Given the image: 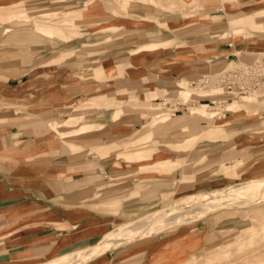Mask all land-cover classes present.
<instances>
[{
  "label": "rangeland",
  "instance_id": "374dc122",
  "mask_svg": "<svg viewBox=\"0 0 264 264\" xmlns=\"http://www.w3.org/2000/svg\"><path fill=\"white\" fill-rule=\"evenodd\" d=\"M167 1L168 0H146L144 2V4H152L162 10H168V12H170V15L167 17H170L171 19H180L179 21L170 23L172 27L176 24L178 26V29H174L176 31L173 34L167 35L172 39L160 44L163 48H172V52L177 53L175 51L177 49L176 47L182 45V48L179 49V57L182 59L193 53L192 49L183 46L192 45L193 43L197 42L193 38L200 34L201 31L206 30L205 28H203L202 26L200 27V25L197 24L199 22L198 20H207L200 17V9L201 7H209L213 5L217 10L226 13L225 16H219V18L225 20V17L228 15L229 27L224 28V31L221 32L224 34L222 35L224 37L220 38L219 43L209 45V47L219 49V46L223 45L226 42L227 36L231 34V29H234V33L238 34V32H240L248 36V45L252 47V53H255L252 55V57L257 54L261 56L262 60L264 61V25L257 21V16L264 15V9L260 8V10L251 11V9L254 8L250 9L246 8L249 6H244L241 8L242 10L236 11L237 8H240V2H242V0H230V2H233L232 5L235 7V9H233L234 7L230 9V2L222 4L221 0H202L200 1L203 2L201 5L199 4L195 6L187 3L184 4L183 2L178 4H169V1L168 3ZM102 2L105 9L107 10V12H105L103 16L92 17V19H87L88 17L86 19H73V21H68L67 19H64V17H58L54 20L41 18L40 16H38L37 18L35 17L39 12L42 11L70 10L72 7L61 6L65 4L64 2H57L51 7L46 8V10L41 9L37 11H28V13L21 14L19 16L14 15L13 17L7 15L11 18H7V16L4 15L5 13L1 12V10H3V7H0V68L2 69L6 61L8 62L10 58H13V60L10 61L13 63H20V61H24V66L25 64L28 65L32 63L33 59L36 58L38 61H46L49 59L47 63H51L52 59L55 58L53 61H60L59 64L62 67L69 65V60L74 61L75 56L78 57L77 60H79L80 63L89 60H95L101 56L100 52H93V54L90 53L91 57L87 60V56L83 55V50H80L77 53L71 52L66 54L60 52L61 48H58L59 50L55 52L54 50L57 49H55V46L60 45L61 41L64 40L58 37L51 38L49 36L52 35L48 34L42 29H37L36 31L35 26L37 25H42L43 27H52V29H56L59 34L66 36L68 40L74 38L75 40H79L80 36L85 35L86 33H90L92 32V30H95L99 27H107L110 26V24H113V19L116 15V19H114L115 22H119V20L121 21L128 17H130L131 20L137 19L135 22H131L130 20L121 22L127 25L142 23V18H149L147 16L142 17L131 13L128 9V5L131 2L130 0H102ZM197 2L198 0L194 1V3ZM257 2V4L260 3V5H264V1ZM245 3L249 5L246 0ZM100 5L101 2L99 0H91L90 4L86 7V10H83V12L89 14V17H91L92 15L100 11ZM225 7H228L229 9H226ZM18 8L16 7V9ZM227 12L231 13L228 14ZM219 18L215 19L217 20ZM194 22L196 23L195 25H190ZM74 23L76 24L74 25L75 27H71V29H68V25ZM185 26H187V33L184 32L182 34L181 32L185 31ZM107 29L108 28H102L99 30ZM109 30L114 32L113 34L115 36L122 34L124 35V33L126 32L128 33V31H126L125 28L121 26L110 27ZM9 34H12V36ZM10 36L12 38H10ZM186 37H188L189 40L186 41L184 39ZM42 46L51 47V50L53 52L46 55L44 53L38 54L40 47ZM135 48L136 47L132 48V51L136 50ZM202 49L203 48H200L197 45L193 50L195 51ZM218 53L219 52H216V54ZM37 54L38 56L33 58L34 55ZM67 57L69 58L67 59ZM190 60H192L193 67L190 69V71H184V73H181L174 77L173 85L175 86L172 91L163 90L161 92H157L156 90L152 89L144 95H141V91H144V89L142 88V86H140V83L135 84L131 81L127 82L123 78H107L111 76H118V68H116V65L112 63L111 60L106 62L100 61L95 65L100 64L101 66H104L105 73H103L104 76L97 77V79L101 86L112 84L108 89L110 90V93L101 95L99 93L107 91L101 90L102 88L98 87L93 88V90L87 92V97L86 95H84V91L79 86V83H73V85H70L67 88H73V91H76L77 94L72 97V99L68 98L67 100L62 101L61 107L58 108L62 109V112L57 118L52 116L51 118H46L45 120L42 119V116H40V114H38L37 112L42 108L31 109L29 107L31 105L37 104V101L23 99L14 101L7 100V98H5L7 95V91L4 88V84H0V110H3L5 108H15L16 112H22L24 115L22 118V123H24L26 127H31L30 135H40V133L46 131L50 132L49 136L56 138V135L57 137L59 135V137H61L60 132L58 131L59 129L66 130L76 128V126L80 125L81 121H84L86 119L84 115V117L80 119L79 122H75L73 120H65V117L69 116L70 114L76 113L77 110V112H86V110L94 108H106L110 110L119 107L121 109L119 113L114 112L112 114V118L109 114L108 121L117 118L122 113H128L129 115L133 116H137V114L138 116L141 115L142 119L139 120L138 118V120H136L140 122V125L131 126L133 130L130 134H127L125 136L113 135L112 137H110V139L112 140L116 139V141L125 143L135 135L143 131L147 132L151 130V135L149 139H147V141L140 143L129 142L124 144L125 147L123 149L128 152H125L124 154H116L118 157H120L118 158V162H116V165L119 167H132L137 165V168L139 169L138 171L136 170L137 173L135 174L137 177V182L141 177L145 176L159 177L156 179L152 178L151 181H143V185L141 186L140 184H136L140 188H145L148 182V187H151V185H153V187L156 186V188L163 186L167 187V192L163 193L162 196L158 198V204L134 211L133 216H129L128 218H126L127 216H125L121 212V201L115 200V202L113 203L106 202L92 205L88 204L85 200L81 205L84 207V209H82L83 211H81L80 215L92 216L93 214H99L102 216V219L107 221L105 223H101L103 229L100 231V236L95 239V242L79 247L78 249L69 251L67 253H63L60 256L49 260H39L38 263H36L37 261L35 260H27L24 263H16L14 260H12L8 261L6 264L52 263L56 260L64 258V256L76 254L78 253V251L87 246L97 244L98 240L102 236H104L107 231L109 232L115 229V227L126 225L127 223L133 222V220L140 218L143 215H149L151 214V212H157L162 208H173V206L175 208L173 210H176V212L174 211V214L172 215L168 210L169 213L163 216V218L170 217L171 215L172 216L168 220H165L164 223L163 221H161V219H157L156 221L152 220V222L147 223L148 226H151L152 224L154 225L150 231V234L137 235L134 236V238L128 240L127 238L129 237H127V234L131 233L132 235H134V233L136 232L129 233V231H131L130 229L123 231L119 230V232L117 231L116 234L121 233V235L123 236L122 238H117V235L115 234L116 237L114 236L115 239L113 238V242L117 241V243L108 244L100 253L92 256L90 259L82 258L80 261L78 260L75 263L71 264H83L88 260L98 257V255L100 254H105L107 251H112L115 249L117 250V247L127 248L139 244L141 245V247H144L146 249L150 244H152V242L156 241H163L167 244H164V250L162 249L160 253L151 255L153 256V258L149 260L148 264H192L189 263V257L192 254H200L201 252H204L202 247H204L203 243L207 242V240L210 242L208 243V246H213L217 243L232 241L236 237L237 233H239L243 229V227L245 228L249 224L257 223L256 218L260 217L263 213L256 215V212L258 213L257 210H259L260 207L264 205V197L262 200L256 202V206L260 205L259 208H253L251 206L239 207L236 204H231L232 206L228 204V206L225 200L226 198L224 197L221 200V202L224 204L222 208L213 209L210 210V212L206 213H201L200 211L205 212L207 210V203L208 207L210 206V204L215 205L218 202L217 199L225 193H223L222 190L224 188H226L225 190H228L230 186L237 183L242 184L248 182L249 180H254L255 182L252 183L257 185L256 187L252 186L255 187L254 190H256V193L254 194L255 197H259L261 194H264V162H259L252 165V162L254 160L264 157V88H259L257 89V91H254V93L246 94L237 99L222 102L221 104L224 105L221 106L222 108L218 107L220 104V102L218 101L216 104L209 105L207 104L209 103V99L217 100L221 97L218 96L220 93L217 91V89L206 88L202 91H197L192 87L190 81L199 78L203 73H214L219 71L223 66L227 64V62H221L220 64L214 63L211 66L205 67L204 70L199 73L200 69L194 67V63H202L203 60H208V58L204 57L203 60H200L198 59V57H196V54H192ZM209 63H213V61H209ZM232 63L235 62L233 61ZM131 67L134 68V66L132 65ZM130 74L132 73L130 72L129 75ZM76 77L79 78L81 76ZM65 78L70 79L73 77L66 76ZM81 79L89 80L92 78L81 77ZM185 89L189 91L190 94L185 97L186 99L184 98L183 100V98L180 97V94L178 95V91ZM117 91L124 94L118 95L117 93L119 92ZM197 99L201 100L199 101ZM167 100L169 101V103L165 105V103L163 102H166ZM235 100L238 101L237 104L239 105V111H233L228 106L230 102ZM177 102L183 104L182 106H180L182 108V111L174 113L172 108L176 107V105L178 104ZM242 102H244V104ZM82 103L87 104V106H85L86 108H79V105H81ZM77 106H79L78 109L72 112V110ZM200 106H205V108L201 107V109L204 108L202 109V111L204 110L203 112L191 113L192 107L195 108ZM224 107H227L228 109ZM219 108L222 110H220ZM163 113H165V117L168 116L167 122H161L160 120L162 116H159L158 119L155 120L158 121V123L153 126L152 121L155 115ZM203 113L205 114L201 116V114ZM53 120H64V122H60L61 125L56 130L55 128H52L51 125H47L48 122H54ZM212 124H216L219 126H221L222 124H226L225 126L228 129L222 131L221 133L213 132L214 127ZM41 126L43 128L42 131L40 130ZM186 136L189 137V140L186 139ZM69 138L71 137L68 136L62 139L67 144L66 141ZM51 146L54 147L56 145ZM70 147L72 150H77V148H80H75L72 145H70ZM207 147L209 148V151H211V155L209 156L210 160L206 155V150H208ZM136 148H141L142 154L145 157H147V155L150 153H152L153 155L151 154L150 157H147V159L145 160L130 158V156L134 154L132 153V151ZM169 150H174L176 151V153H169ZM165 151L168 152L166 153ZM171 157H174L175 161H173ZM29 159H31L30 156H22L19 160L27 161ZM34 161L41 162V159H34ZM162 161H166V163H162ZM13 167H20V169L16 170L19 172H26L24 169L27 167V165ZM34 167L35 168L33 169H36L34 171L39 172L42 168V164ZM206 167H214L218 170H214V168L208 170ZM10 168H12L10 167V165H4V167L0 166L1 171L5 174H9L11 172ZM179 170H182V178L178 176ZM184 170L190 171L194 175L185 177L183 176ZM211 172L216 173L212 175V178L216 176L218 177L219 173H221L222 175L225 174L227 181H224L223 184L208 188L203 186H195L193 190H187L185 192L182 191L178 186L181 181L187 179L191 180L199 175L201 177H208L209 173ZM198 173L200 174L197 175ZM8 176L9 175H7L6 177L9 179L10 177ZM23 179H21V181H23ZM260 179H262V182H260V184L258 185L257 181ZM249 183L250 182H248V184ZM200 189L205 190L201 191ZM228 191V193L232 194L233 196L234 193H237L236 191ZM205 192L209 193L205 194ZM217 193L222 194L218 195ZM90 196L91 194H89V197ZM92 196L96 197L97 192ZM188 196H190V199L192 197V200L187 199L184 201L185 198L183 197ZM239 201L241 202V198H239L237 202ZM178 210L180 211V213H178ZM181 211L183 212L181 213ZM190 214L196 215H194L192 219H189L188 215ZM85 220L87 221V218ZM258 220L260 221V219ZM90 221L91 220H89V222ZM256 228L257 229L255 230L254 234H251V237L249 236L247 239H244L243 243L238 246L232 245V248H230V254L228 256L221 255L220 257L214 259L211 262H207L206 264H247L248 262H251L250 264H263L262 262L253 263L255 262V260L260 261V254L262 257H264V225H258ZM9 238V240H11V238L13 237L11 236ZM12 240L14 243L15 240ZM164 252L166 253L168 262L161 261V259L159 258Z\"/></svg>",
  "mask_w": 264,
  "mask_h": 264
},
{
  "label": "crops",
  "instance_id": "0c3cea01",
  "mask_svg": "<svg viewBox=\"0 0 264 264\" xmlns=\"http://www.w3.org/2000/svg\"><path fill=\"white\" fill-rule=\"evenodd\" d=\"M85 1L24 0L22 2L0 4V7H3L1 12L5 13L4 15L10 16L19 15V13L25 11L46 9L57 2L65 3L61 6L72 7L68 11L79 10L84 6ZM99 1L101 2L100 11L87 19L101 17L107 12L102 0ZM246 1L249 5L245 3V0H242L244 3L240 2V8H237L236 11L242 10L241 8L244 6H249L246 8L250 9L254 8L251 11L260 10V8L264 9V5L257 4V1L264 0ZM232 3L231 1L230 9L234 7ZM16 7L19 8L16 9ZM225 8L229 9L228 7ZM128 9L131 13L149 18H142V23L127 25L115 22L116 15L113 19L114 23L107 26V30H99L101 29L99 27L97 28L98 30L95 29L80 36L79 40H75V38L68 40L66 36L59 34L56 29H52V36L49 37H58L64 40L61 41L60 45L55 46V49L57 48L54 50L55 52L59 50L58 48H61L60 52L66 54L83 50V55L87 56V60L91 57L90 53L100 52L101 56L95 60H89L83 62L85 63L83 64L75 56L74 61L69 60V65L61 67L60 61H53L55 58L52 59L51 63H47L49 59L38 61L36 58L33 59L32 63L25 64V66L24 61L13 63L10 62L13 58H10L2 69L0 68V80H2L0 84H4V88L7 91L5 98L11 101L22 99L37 101V104L29 107L31 109L42 108L37 112L45 120L52 116L57 118L62 112V109H58L61 107L62 101L68 98L72 99L77 94L76 91H73V88H67L73 83H79L86 96L87 92L98 87L107 91L99 94L106 95L110 93L108 89L112 84L101 86L97 77L95 79L93 77V80L77 77L65 78L66 76L71 77V72L75 68L87 69L100 61L106 62L109 60H112L115 64L131 62L134 66V69L131 70L132 74L122 76L118 74V76L107 78H123L127 82L140 83V86L144 89V91H141V95H144L152 89L157 92L163 90L172 91L175 86L173 85L174 77L184 73V71H190L193 67L192 60H190L192 54H196V57L200 60H203L204 57L208 58V60H203L202 63H194V67L200 69L199 73L205 67L214 63L249 61L254 57L252 55L255 53H252V47L248 45V36L240 32L236 34L233 31L234 29H231V34L227 36L226 42L219 46V49L209 47V45L219 43L220 38L224 37L221 32L224 31V28L229 27L228 15L225 20L219 18V16H225L226 13L217 10L213 5L201 7L200 17L207 20H198L197 24L206 30L201 31L200 34L193 38L197 41L193 43L194 45L183 44V47L190 48L193 52L184 59L179 57V47L181 45L176 47L175 51L177 53H173L172 48H163L161 45L155 49L147 48L138 53H133L132 48L139 45L153 41L165 43V41L172 39L167 35L173 34L176 31L174 29H178V26L175 24L172 27L170 23L180 19H171L167 17L170 15L168 10H162L152 4H144L138 0H132L128 5ZM215 18L219 19L216 20ZM257 21L264 25V15L257 16ZM195 24L194 22L190 25ZM116 26L124 27L128 33L115 36L114 32L109 29ZM187 26L184 27L185 31L181 32L182 34L184 32L187 33ZM35 27L37 31L38 28L37 26ZM9 35L12 36V34ZM11 36L10 38H12ZM184 39L186 41L189 40L188 37ZM197 45L203 49L194 51L193 49ZM51 52H53L51 47L42 46L38 54L44 53L46 55ZM216 52L219 53L216 54ZM38 54L34 55L33 58L38 56ZM209 61H213V63H209ZM118 72L119 69L117 70ZM117 94L121 95L124 93L119 92ZM120 110L119 107L110 110L106 108L86 110V119L81 121V123L102 125L95 127L93 130L81 132L82 134L69 135L71 138L66 141L67 144L62 138L68 136L59 137L58 135L57 137L56 135L55 138L49 136L50 132L46 131L40 133V135H30L31 127H26L22 123L24 116L22 112H16L15 108L0 110V166L10 165L12 167L9 174L3 173L0 169V263L6 264L12 260L16 263L35 260L38 263L39 260H49L95 242V239L100 236V231L103 229L101 223L107 221L102 219L99 214H93L92 216L80 215L81 211H83L82 209H84L81 205L85 200L92 205L106 202L113 203L115 200L121 201V212L127 216L126 218L132 217L134 211L158 204V198L167 192L166 186L156 188V186L153 187L151 185V187H148V182L145 188H140L136 184L141 186L143 181H151L152 178L156 179L159 177L145 176L141 177L137 182L135 175L139 170L137 165L132 167H119L116 165L118 158H120L116 155V152L120 154L128 152L123 149L125 147L124 144L145 142L151 135V130L143 131L125 143L121 141L113 142L116 139L112 140L110 137L130 134L133 130L131 126L140 125V122L136 120L138 118L139 120L142 119V116H138V114L133 116L128 113H122L117 118L108 121L109 114L112 118V114L114 112L119 113ZM47 125H49V122ZM40 130H43L42 126ZM49 138L53 140L49 141ZM35 142L41 144L38 149L32 150L31 146ZM112 142L113 144H109ZM51 145L56 146L52 147ZM70 145L80 148L72 150ZM207 149L206 155L210 160L211 151H209L208 147ZM51 150H53L52 153ZM137 151L142 150L141 148H136L132 153ZM169 153L175 154L176 151L169 150ZM22 156H30L31 159L27 161L19 160ZM171 158L175 161L174 157ZM34 159H41V162L34 161ZM259 162H264V157L254 160L252 165ZM162 163H166V161H162ZM41 164V170L35 172L34 166ZM20 165H27L24 169L26 172H19L16 169H20V167H13ZM206 168L209 170L214 167ZM187 170H184L183 176L194 175ZM214 170L218 169L214 168ZM181 171H178V176L182 178ZM214 174L216 173L211 172L208 177L199 175L196 178L194 177V179L181 181L178 186L185 192L193 190L195 186L208 188L227 181L225 174L219 173L218 177L212 178ZM7 175L11 179H8ZM96 192L97 196H92ZM89 194H91L90 197ZM86 218L87 221L85 220ZM89 220L91 221L89 222ZM11 236L13 237L11 239L15 240L14 243H9V237ZM208 243H210L208 240L203 243V250L208 247ZM164 244L167 243L163 241L152 242L146 249L139 244L127 248L117 247V250L107 251L105 254H100L98 257L83 264H148L149 260L153 258L151 255L160 253L162 249L164 250Z\"/></svg>",
  "mask_w": 264,
  "mask_h": 264
},
{
  "label": "bare ground",
  "instance_id": "6f19581e",
  "mask_svg": "<svg viewBox=\"0 0 264 264\" xmlns=\"http://www.w3.org/2000/svg\"><path fill=\"white\" fill-rule=\"evenodd\" d=\"M19 1H24V0H0V4H9V3H15V2H19ZM125 1H128V0H125ZM132 1V0H130ZM140 1L141 3H144L146 0H138ZM152 1H155V0H152ZM169 1V4H178V3H187V4H191L193 6L195 5H201L203 2H200L202 0H198L197 3H194L195 0H168ZM167 1V3H168ZM91 0H86L85 1V6H83L81 9L79 10H71V11H59V10H55V11H42V12H39L35 17L37 18L38 16H40L41 18H46V19H49V20H54L55 18H58V17H64V19H67L68 21H73V19H84V18H87L89 17V14L83 12V10H86V7L90 4ZM227 2H230V0H221V3L224 4V3H227ZM56 8V7H55ZM46 10V9H45ZM25 13H28V11H25V12H21L19 13V15L21 14H25ZM62 14V15H60ZM18 15V16H19ZM10 16H14V15H10ZM7 18H11V17H8ZM130 20L131 22H135L136 20H131L130 17L126 18V19H123V20H119V22H125V21H128ZM74 25H76L75 23L74 24H71V25H68V29H71V27H75ZM105 27V26H104ZM37 28L38 29H42L44 30L45 32H47L48 34L52 35L51 34V30L52 28L51 27H43V26H40V25H37ZM103 27H101L102 29ZM107 28V27H106ZM240 29V28H238ZM238 29H235V30H238ZM84 33V32H83ZM162 44L160 42H156V41H153V42H150V43H145L144 45H139L137 46L135 49L136 50H133V53H138L139 51L141 50H144V49H147V48H151V49H155V48H158V46ZM179 48H182V45L179 47ZM240 60V59H239ZM112 61V60H111ZM112 63H114L112 61ZM115 64V63H114ZM116 67L119 69V76H122V75H125V74H129L131 72V70H133L134 68L131 67V62L129 63H126V64H115ZM133 66V65H132ZM104 66H101L100 64L99 65H94L93 67L91 68H87V69H73V71L71 72V76L73 78H75L76 76H81V77H90V78H96V77H100V76H104L103 73H105L104 71ZM79 77V78H81ZM177 80V79H176ZM175 80V81H176ZM184 80V79H183ZM177 83V82H176ZM178 85V84H177ZM179 86V85H178ZM184 86V85H183ZM257 91V90H256ZM16 92V91H14ZM39 93V92H38ZM37 93V94H38ZM44 93V92H43ZM155 93V92H154ZM153 93V94H154ZM254 93V92H253ZM40 94V93H39ZM152 94V95H153ZM180 94V97L184 98L187 97L190 93L189 91H187L186 89L185 90H179L178 91V95ZM42 95V94H41ZM252 95V94H251ZM37 96V95H36ZM40 96V95H39ZM35 98V97H33ZM186 99V98H185ZM32 102V101H31ZM150 102V101H148ZM225 102V101H224ZM238 101H232L229 103V108L233 111H239L240 109L238 108L239 105L237 104ZM185 103V102H184ZM222 103V102H221ZM219 104L218 107L222 108L221 106H224L223 104ZM244 104V102H242ZM186 105V104H185ZM206 105V104H204ZM74 106V105H73ZM76 106V105H75ZM80 106V107H79ZM77 106L75 109L72 110L73 111H76L79 108H86L85 106H87L86 103H82L81 105ZM201 107H204L205 106H200V107H192L191 108V113H199V112H203L202 108ZM219 108V109H220ZM226 109H228L227 107H224ZM223 108V109H224ZM236 108V109H235ZM222 110V109H220ZM78 111V110H77ZM76 113H73V114H70L69 116L65 117V120H73V121H77L79 122L80 119H82L85 115V112L82 111V112H77ZM207 113V112H206ZM205 113L201 114V116H203ZM159 116H162L161 118V122H167V119H168V116L165 117V113L163 114H159V115H155V117L153 118V126H155L156 123H158V121H155L158 119ZM165 117V118H163ZM67 118V119H66ZM54 121V120H53ZM60 122H64L63 121H54V122H49V125L52 126V128H55L57 130V128L61 125ZM74 123V122H73ZM79 124V123H78ZM227 124V123H226ZM226 124H222L221 126L219 125H216V124H212L213 125V132H218V133H221L222 131L224 130H227L228 128H226ZM57 125V126H55ZM76 125V123H75ZM102 124H89V123H86V122H83V123H80L79 126H76V128H72V129H66V130H61L59 129L58 131L60 132V136L61 137H65V136H69V135H76V133H81V132H86V131H89V130H93L95 129V127L97 126H101ZM145 126V125H144ZM143 126V127H144ZM105 127V126H104ZM101 129V128H100ZM183 129H186V128H183ZM182 129V130H183ZM137 131V130H136ZM107 133V132H106ZM172 133V132H171ZM82 134V133H81ZM90 134V132H89ZM103 136V135H102ZM109 136V135H108ZM125 138V137H124ZM186 139L189 140V137L186 136ZM49 141H52L53 139L52 138H49L48 139ZM79 140V139H78ZM159 141V139H158ZM113 142H116V140H113ZM112 143H109V144H113ZM72 143V142H71ZM41 143L39 142H35V144H33V146H31V149H38L39 146H40ZM107 144V145H109ZM55 150V149H54ZM59 150V149H58ZM53 150H51V153H52ZM58 152V151H57ZM134 154L132 156H130V158H134V159H137V160H145L147 159V157L149 158L150 154L147 155V157H145L143 154H142V151H137V152H133ZM116 154H119L118 152H116ZM121 154H124V153H121ZM153 155V154H152ZM248 171V170H247ZM262 179L258 180L257 181V184L259 185L260 182ZM248 182H250L248 184ZM248 182H245V183H242V184H235V185H232L229 187L228 190H231V191H236L237 193H234V196L232 194H229L228 190H225L226 188H222L221 190L223 191V195L220 196L218 199H217V203L215 205H212L210 204V206L208 207V203H207V210L205 212L203 211H200L201 213H206V212H210V210H213V209H219V208H222L223 207V203L221 202V200L225 197L226 199V203L227 205H231V204H236L238 205L239 207H242V206H251V207H256V208H259V206H256V202L257 201H260L263 199L264 197V194L260 195L259 197H255V193H256V190L255 187L257 185H255L254 183L252 182H255L254 180H249ZM252 186H255V187H252ZM220 190V189H219ZM210 192V190H209ZM209 192H205V194H208ZM218 195H221L222 193H217ZM204 195V193H203ZM202 196V194H201ZM190 196L188 197H183L185 198V200H189ZM196 197V196H195ZM205 197V196H204ZM214 197V196H213ZM239 198H241V202H237L239 200ZM192 200V197L191 199ZM201 200V199H200ZM216 200V199H214ZM198 202V201H197ZM225 202V201H224ZM225 203V204H226ZM193 204V203H192ZM197 204V203H196ZM189 205V204H188ZM201 205V204H200ZM204 205V204H203ZM228 205V206H229ZM232 206V205H231ZM172 207V206H171ZM178 207V206H177ZM187 207V206H186ZM198 207V206H197ZM170 208V207H169ZM162 208L160 209L159 211L157 212H151V214L149 215H143L141 216L140 218H137L135 220H133V222H130V223H127L126 225H121L119 227H115V229L111 230V231H107L104 236H102L97 244H94V245H90V246H87L85 248H83L82 250L78 251V253L76 254H73V255H68V256H64V258L62 259H59V260H56L54 262H50V263H46V264H71V263H75L76 261H80L82 258H86V259H90L92 256H95L97 255L98 253H100L105 246H107L108 244H113V243H117L116 242H113V238L114 236L116 237L117 235V238H122L123 235H121V233H117L116 232L119 230L123 231V230H131L129 231L130 232H136L134 233V235H131L130 234H127L129 238H127L128 240L131 239V238H134V236H137V235H147V234H150L151 232V229L152 227L154 226L153 224L150 226L147 225V223L149 222H152V220L156 221L157 219H161V221H164L165 220H168L173 214H174V211L176 212V210H173L175 209L174 206L173 208ZM181 208V207H180ZM191 208V207H190ZM189 209V208H188ZM172 214L170 217H164L165 215H167L169 213ZM191 210V209H190ZM185 211V210H184ZM258 213L256 212V215H259L261 213H263L260 217H257V223L256 224H249L248 226H246L245 228L243 227V229L237 233L236 237L232 240V241H229V242H225V243H217L213 246H208L204 252H201L200 254L198 253H195V254H192L189 258H190V262L189 263H192V264H206L207 262H211L213 261L214 259L220 257L221 255H225V256H228L230 254V248H232V245H240L241 243H243L244 239H247L251 234L253 235L255 230L257 229L256 227L258 225H264V205H262L260 207L259 210H257ZM183 211H181L182 213ZM178 213H180V211L178 210ZM198 213V212H197ZM253 213V212H252ZM61 214V213H60ZM170 215V214H169ZM183 215V214H182ZM196 215V214H194ZM194 215H188V218L189 219H192V217H194ZM260 219V221L258 220ZM174 220V219H173ZM176 220V219H175ZM166 223V222H165ZM216 224V223H215ZM255 225V226H254ZM255 227V228H253ZM116 234V235H115ZM125 234V233H124ZM121 235V236H120ZM251 237V236H250ZM115 239V238H114ZM117 240V239H116ZM127 240V241H128ZM126 242V241H125ZM9 243H13V240H9ZM124 243V242H123ZM100 245V246H99ZM229 252V253H228ZM259 260L260 261H256L253 262V263H256V262H262L264 264V257L261 256V254L259 255ZM161 261H167V256H166V253L164 252L160 257ZM204 261V262H202ZM168 262V261H167ZM202 262V263H201ZM251 263V262H250ZM249 262L247 264H250ZM183 264V263H181ZM230 264V263H229ZM234 264V263H232Z\"/></svg>",
  "mask_w": 264,
  "mask_h": 264
},
{
  "label": "built area",
  "instance_id": "2783aa9c",
  "mask_svg": "<svg viewBox=\"0 0 264 264\" xmlns=\"http://www.w3.org/2000/svg\"><path fill=\"white\" fill-rule=\"evenodd\" d=\"M232 62L228 61L217 72L203 73L199 78L190 81L192 87L197 91L214 88L220 93L218 95L221 96L219 99H209L207 104L234 100L253 93L259 88H264V61L261 56L256 54L249 61ZM197 100L200 101L201 99ZM163 103L167 105L169 101ZM182 105L178 103L176 107H173L174 113L182 111L180 107Z\"/></svg>",
  "mask_w": 264,
  "mask_h": 264
}]
</instances>
